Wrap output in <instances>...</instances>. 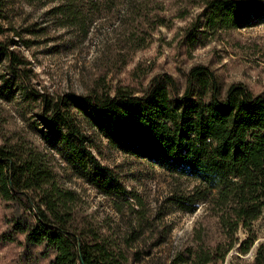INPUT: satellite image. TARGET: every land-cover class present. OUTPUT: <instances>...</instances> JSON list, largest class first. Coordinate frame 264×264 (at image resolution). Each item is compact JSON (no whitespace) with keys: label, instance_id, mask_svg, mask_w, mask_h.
I'll use <instances>...</instances> for the list:
<instances>
[{"label":"trees","instance_id":"16d2710c","mask_svg":"<svg viewBox=\"0 0 264 264\" xmlns=\"http://www.w3.org/2000/svg\"><path fill=\"white\" fill-rule=\"evenodd\" d=\"M48 1L56 3L50 8L56 24L78 27L100 7L112 9L121 2ZM261 23L264 0H205L186 39L194 45L199 41L196 34L213 36ZM0 60L13 77H24L19 56L1 41ZM0 77V95L3 89L4 97L12 98L7 78ZM29 94L38 99L40 126L35 131L45 148L40 150L24 138L0 143V200L13 210L2 238L11 242L22 234L26 244L40 248L39 254L49 264L121 262L113 243L78 219L77 194L61 185L46 152L56 154L71 176L104 196L119 199L116 203L137 198L122 186L113 169L98 161L93 136L114 150L190 180V189L173 192L169 200L186 213L206 204L227 239L240 227L249 230L260 216L264 208V91L253 93L241 82L223 90L209 67L194 65L181 87L171 74L161 73L140 92L118 87L113 93L90 89L83 94L52 96L36 90ZM198 240L171 264H217L233 247L232 243L207 246L201 237ZM253 242L249 237L242 241L241 252L246 253ZM253 264H264L262 244L256 248Z\"/></svg>","mask_w":264,"mask_h":264},{"label":"rangeland","instance_id":"374dc122","mask_svg":"<svg viewBox=\"0 0 264 264\" xmlns=\"http://www.w3.org/2000/svg\"><path fill=\"white\" fill-rule=\"evenodd\" d=\"M204 2L121 0L112 9L100 7L78 27L56 24L50 13L55 1L0 0V41L19 56L24 74L22 79L13 77L0 60V75L7 78L13 95L4 97L1 89L0 143L24 138L40 150L45 148L35 131L40 121L33 90L52 96L90 89L113 93L118 87L140 92L161 73L171 74L181 87L190 67L205 65L223 90L241 82L253 93L264 91V23L213 36L194 32L199 41L192 45L186 33L196 26ZM92 138L98 161L113 169L137 198L116 203L119 199L71 176L56 154L46 152L61 185L77 194L78 219L113 243L120 253L118 264H171L185 248L198 244L199 237L207 246L233 244L217 264H253L258 245L264 248V208L249 230L240 227L227 239L206 204L186 213L169 200L173 192L192 187L186 177L114 150L98 136ZM12 211L0 200V264H49L40 248L26 244L22 234L11 242L2 238ZM248 237L254 242L242 253L241 242Z\"/></svg>","mask_w":264,"mask_h":264}]
</instances>
